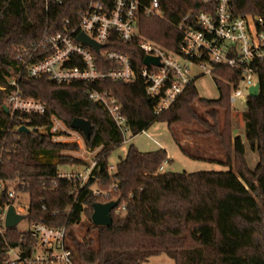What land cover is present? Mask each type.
<instances>
[{
    "label": "trees",
    "instance_id": "obj_1",
    "mask_svg": "<svg viewBox=\"0 0 264 264\" xmlns=\"http://www.w3.org/2000/svg\"><path fill=\"white\" fill-rule=\"evenodd\" d=\"M77 2L0 0V180L4 182L0 204H12L17 193H26L29 204L24 217L30 223L64 226L74 264H144L160 254L174 264H264V58L253 62L260 85L258 97L248 98L241 112L244 138L258 156L254 168L246 163L242 137L232 132L226 81L237 84L241 77L237 68L214 66L217 98L200 97L192 78L159 114L153 113L154 100L146 96L140 79L96 86L117 99L132 136L164 122L182 155L225 170L159 171L164 162H171L166 150L143 152L130 145L115 171L109 173L108 157L122 144L121 134L102 107L86 97L81 83L58 84L46 76L33 78L21 71L17 80L23 96L44 103L46 111L34 115L4 110L12 89L9 80L19 72L16 55L25 48L36 53L46 37L63 28L65 18H73ZM161 4L162 17L142 18L140 32L176 50L181 34L174 24L188 10L197 12L204 5L201 0H161ZM229 5L234 16L251 14L264 19V0H229ZM115 45L141 64L143 55L135 42ZM52 116L67 127L73 118L87 120L90 136L78 132L88 150L100 148L93 157L95 177L77 194L71 193L73 182L56 177L58 165L88 163L60 153L77 149V145L52 141ZM20 124L43 127L46 132L19 131ZM112 182L117 187L115 197L125 202L123 213L112 212L108 226L89 222L77 238L71 226L85 212L91 214L92 203L99 201L89 187L106 188ZM10 188L13 197L8 196ZM24 242L35 246L16 227L5 229L0 234V264H10L8 248H23Z\"/></svg>",
    "mask_w": 264,
    "mask_h": 264
},
{
    "label": "built area",
    "instance_id": "obj_2",
    "mask_svg": "<svg viewBox=\"0 0 264 264\" xmlns=\"http://www.w3.org/2000/svg\"><path fill=\"white\" fill-rule=\"evenodd\" d=\"M62 4L63 0H45ZM204 9L197 12L188 10L174 24L181 34L176 50L166 48L147 38L140 32L142 18L162 17L161 0H78L73 18L63 20V28L45 38L35 53L33 49H23L16 55L19 72L12 76L9 84L12 89L7 93L5 105L10 113L42 115L46 111L44 103L30 97H24L18 77L25 71L28 77L46 76L58 84L81 83L89 100L102 107L107 116L120 131L122 143L133 137L117 99L105 89L96 86L106 81L131 83L140 79L146 96L154 100L153 113L159 114L185 90L191 81L190 65L213 74L214 66L240 69V78L236 85H230L229 104L234 108L236 100H243L247 106L249 88L258 82L253 62L264 58V19L251 14L234 16L230 11L229 0H201ZM79 33L100 45L95 51L89 45L77 40ZM135 42L141 52L142 61L138 65L131 56L116 47V43ZM145 56L158 58V64L145 65ZM245 94V95H244ZM58 118L52 116L50 132L55 131L54 123ZM26 126L25 124L18 125ZM45 133L43 127H28ZM143 132V131H142ZM1 160V156H0ZM96 164L91 159L80 169L57 171V178L66 179L75 185L72 194H77L92 175ZM164 162L159 171H163ZM109 173L115 166H108ZM90 193L107 202L114 198L117 191L115 182L102 188L93 184ZM4 191V182L0 180V197ZM8 196H15L12 188ZM117 199V198H116ZM11 205L0 204L3 215ZM16 209V208H15ZM125 202L120 201L113 212L123 213ZM17 212H23L20 207ZM30 229L25 231L35 246L8 248L7 262L10 264H74L71 251L66 247V229L64 226L52 227L41 222H29ZM6 228H0V234ZM24 235V234H23Z\"/></svg>",
    "mask_w": 264,
    "mask_h": 264
},
{
    "label": "rangeland",
    "instance_id": "obj_3",
    "mask_svg": "<svg viewBox=\"0 0 264 264\" xmlns=\"http://www.w3.org/2000/svg\"><path fill=\"white\" fill-rule=\"evenodd\" d=\"M191 77L194 78V85L200 97L206 99H215L218 97V90L213 80L214 74L206 73L204 69L190 65ZM245 95V94H244ZM246 108V104L243 100H236L234 108L230 107L231 119H232V132L236 135H240L243 139L245 145V159L249 168H254L258 156L252 151L246 142L243 134V121L241 118V112ZM55 131L52 133V141L63 142V143H75L77 149H63L60 151L61 154L69 156L71 158L79 159L83 162H89L96 155L100 148H96L92 151L88 150L84 144L83 136L78 131L70 129L67 127L60 119L55 123ZM180 126H177L179 128ZM130 145H133L139 151H152L159 148L166 150L167 154L171 157V162L164 167V171L171 172H195L198 170H225V167L204 161L191 160L181 154L178 150L176 144L173 141L171 132L168 126L164 122H157L153 124L147 130L138 133L133 136L131 140L127 143H122L120 146L115 148L108 157V166H115L121 158H123L127 149ZM53 162L57 159H53ZM83 165L76 163L66 162L63 165H58V171H70L75 169H80ZM114 198L115 193L113 194ZM29 197L26 193H17L13 200L12 205L18 210L22 207V214L26 216L28 209ZM92 213V212H91ZM115 213L113 212V215ZM89 213L85 212L79 221V223L71 226V229L76 233L77 238H81L84 233L87 224L90 222ZM0 228H4L3 215H0ZM16 228L19 231L25 232L30 229L29 221L27 217H24L17 225ZM144 264H174L173 260L170 259L165 254H160L157 256H152Z\"/></svg>",
    "mask_w": 264,
    "mask_h": 264
},
{
    "label": "water",
    "instance_id": "obj_4",
    "mask_svg": "<svg viewBox=\"0 0 264 264\" xmlns=\"http://www.w3.org/2000/svg\"><path fill=\"white\" fill-rule=\"evenodd\" d=\"M77 40L80 42L91 46L95 51H98L100 45L96 44L90 38H88L85 34L79 33L77 35ZM158 64V58H152L150 56H145L143 59V63L145 65H149L150 63ZM259 83L249 88V94L253 98H257L259 94ZM5 111H8L6 105H3ZM69 128L75 131L81 132L85 138H88L91 133V126L89 122L82 118H73L69 123ZM19 131L29 132V129L26 126H20L18 128ZM120 200H110L107 202H94L92 203V213L90 215V220L93 226H108L112 222V212L115 207L119 204ZM1 213V209H0ZM24 218V215L17 212L15 207L11 204L8 206L5 214H4V227L6 229H11L16 227V225Z\"/></svg>",
    "mask_w": 264,
    "mask_h": 264
},
{
    "label": "crops",
    "instance_id": "obj_5",
    "mask_svg": "<svg viewBox=\"0 0 264 264\" xmlns=\"http://www.w3.org/2000/svg\"><path fill=\"white\" fill-rule=\"evenodd\" d=\"M234 135H235V134H234ZM166 153H167V152H166ZM167 157H168L170 160H172L171 157H170L168 154H167ZM167 165H168V164H167Z\"/></svg>",
    "mask_w": 264,
    "mask_h": 264
}]
</instances>
